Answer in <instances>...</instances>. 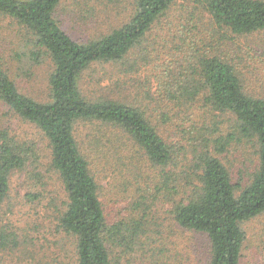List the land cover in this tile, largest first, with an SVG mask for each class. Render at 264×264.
Wrapping results in <instances>:
<instances>
[{"label": "trees", "instance_id": "1", "mask_svg": "<svg viewBox=\"0 0 264 264\" xmlns=\"http://www.w3.org/2000/svg\"><path fill=\"white\" fill-rule=\"evenodd\" d=\"M60 1L0 0V15L23 30L33 48L31 59L38 63L46 57L52 64L48 100L40 102L20 92L0 63V101L46 139L50 168L66 197L57 214V228L74 238L76 264H120L113 253L117 247L134 249L150 210L143 201L144 218L107 224L91 162L75 136L81 123L109 127L159 170L155 195L147 198L157 201L161 196L180 228L206 236L207 264H240L246 241L243 225L264 214V98L245 90L233 60L221 52L210 54L211 45L204 39L197 35L189 39V31L184 33V59H177L178 47L169 62L155 68L152 101L183 112L202 99L209 112L232 117L226 132L213 123L215 130L205 138L186 140L191 150L187 156L188 148L171 144L159 132V125L168 121L167 112H161L162 124L155 123L143 103L91 100L80 90L82 74L90 66L125 62L142 47L174 0H134L128 21L85 42L70 36L55 19ZM199 4L218 30L235 36L264 32V0H200ZM214 38L210 37L213 43ZM240 146H248L257 157L246 182H234L222 158L230 148ZM181 152H185V164L180 161ZM34 157L32 147L0 131V204L7 195L10 174Z\"/></svg>", "mask_w": 264, "mask_h": 264}, {"label": "rangeland", "instance_id": "2", "mask_svg": "<svg viewBox=\"0 0 264 264\" xmlns=\"http://www.w3.org/2000/svg\"><path fill=\"white\" fill-rule=\"evenodd\" d=\"M133 1L61 0L54 17L65 32L85 42L128 21L134 9ZM199 1L174 0L167 14L147 34L142 47L125 62L93 64L85 70L80 81L83 96L91 100L121 98L137 106L143 103L147 115L160 124L161 112H167L168 121L159 125L160 134L171 144L186 148V140H200L215 130L213 123L226 132L232 117L209 112L202 99L183 112L152 101L158 75L156 66L169 62L178 47L181 49L177 59H184L181 54H186L187 45L183 46L182 35L188 31L189 39L197 35L211 45L210 54L221 52L233 60L245 90L264 98V32L235 36L218 30ZM212 36L215 43L210 39ZM32 49L23 30L10 18L0 15V63L20 92L45 102L52 64L46 57L35 63L30 56ZM0 131L32 147L36 156L8 178V192L0 204V263L76 264L74 238L57 228V214L64 207L66 197L58 176L50 168L46 139L1 101ZM75 136L91 162L107 224L140 220L147 214H143L144 204L150 205L144 231L134 249L117 247L113 253L114 258H120V264L208 263L206 236L180 228L161 196L157 201L147 198L155 195L159 170L131 143L120 140L116 132L99 123L79 124ZM124 142L126 145L119 147ZM190 153L188 148L187 156ZM179 156L185 164V152ZM222 156L234 182L239 179L246 182L257 162L248 146L232 147ZM243 229L246 241L240 264H264V214L246 222Z\"/></svg>", "mask_w": 264, "mask_h": 264}]
</instances>
